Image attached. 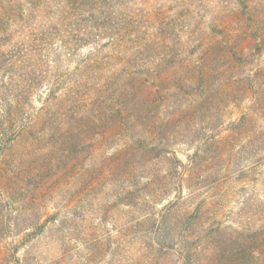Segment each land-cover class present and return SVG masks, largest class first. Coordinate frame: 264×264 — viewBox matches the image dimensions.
Masks as SVG:
<instances>
[{"label": "trees", "instance_id": "trees-1", "mask_svg": "<svg viewBox=\"0 0 264 264\" xmlns=\"http://www.w3.org/2000/svg\"><path fill=\"white\" fill-rule=\"evenodd\" d=\"M171 36L143 34L127 0H0V239L42 234L48 200L115 197L150 264H264V69L186 62ZM228 182L245 196L225 223L207 196Z\"/></svg>", "mask_w": 264, "mask_h": 264}, {"label": "rangeland", "instance_id": "rangeland-1", "mask_svg": "<svg viewBox=\"0 0 264 264\" xmlns=\"http://www.w3.org/2000/svg\"><path fill=\"white\" fill-rule=\"evenodd\" d=\"M127 8L130 16L136 22L139 21L143 34L151 35L159 30L172 35L167 40L168 46L179 51L180 58L186 62L226 66L229 62L233 64L230 57L236 54L245 60V67L239 73H255L264 69V0H127ZM18 39L19 37H15L14 43H18ZM87 51L88 49L83 53ZM71 63L73 68L75 62ZM169 65V69L173 67L172 64ZM227 73L228 71L225 77L228 76ZM245 103L248 101L241 103L240 107L228 108L224 112L223 123L229 124L239 119L245 112ZM125 142L126 140L118 143V146L122 148ZM174 148L178 157L186 163L188 156L195 151V147L185 144ZM113 152L114 150H110L108 155ZM210 175L216 176L214 172H208L204 177ZM217 187L208 193L207 198L211 196L216 201L214 210L219 219L227 223L228 216L237 210L245 192L239 190V186L234 188V184L230 182ZM251 192L249 189L248 193ZM260 195L264 200V189H260ZM58 198L43 204L44 219L55 215L57 220L50 222L37 238L31 242H22L23 235L15 234L11 239H0V264L149 262V256L142 255L140 239L133 241L132 230L128 231V222L132 215L130 209L118 198L111 197L110 201L114 205L107 208L102 204L88 205L85 202L86 197L83 202L74 205L77 209L61 207V200ZM100 198L106 200L103 195ZM65 219H72L74 222L63 225ZM145 227L151 228L150 224ZM117 239H123L118 250L115 246ZM13 241L17 243V249L7 250V244ZM159 262L182 264L175 255L161 258Z\"/></svg>", "mask_w": 264, "mask_h": 264}]
</instances>
